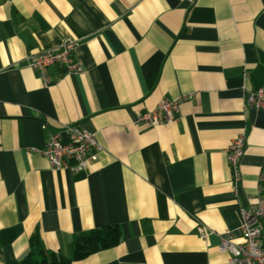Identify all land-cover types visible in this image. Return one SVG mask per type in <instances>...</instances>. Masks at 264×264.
I'll return each mask as SVG.
<instances>
[{
	"label": "crops",
	"instance_id": "obj_1",
	"mask_svg": "<svg viewBox=\"0 0 264 264\" xmlns=\"http://www.w3.org/2000/svg\"><path fill=\"white\" fill-rule=\"evenodd\" d=\"M67 40L82 72L52 67L44 85L31 57ZM257 89L264 0H0V264H18L35 232L71 258L77 236L107 225L119 242L71 264H228L219 235L264 197V109L245 102ZM191 93L176 120L135 123ZM66 123L102 147L76 174L38 151ZM243 132L234 185L227 149Z\"/></svg>",
	"mask_w": 264,
	"mask_h": 264
},
{
	"label": "built area",
	"instance_id": "obj_2",
	"mask_svg": "<svg viewBox=\"0 0 264 264\" xmlns=\"http://www.w3.org/2000/svg\"><path fill=\"white\" fill-rule=\"evenodd\" d=\"M75 47L74 40H67L59 48L45 49L32 56L28 66L38 72L44 85L50 84L49 69L55 66L62 69L59 79L66 73H81L83 66L75 55ZM192 98V93L165 97L152 111L138 115L135 123L151 126L170 123L177 119L180 104ZM245 102L250 107L264 109V89L248 92ZM101 148L93 132L79 123H66L52 133L38 151L47 159L51 169H64L76 174L87 170L89 162L97 157ZM245 148L246 135L243 132L231 141L227 149L234 185L241 178L240 162ZM240 217L238 226L219 235V249L229 253L228 264H264V197L257 195L250 203L241 206ZM197 231L200 237L207 235L202 225L197 227Z\"/></svg>",
	"mask_w": 264,
	"mask_h": 264
},
{
	"label": "trees",
	"instance_id": "obj_3",
	"mask_svg": "<svg viewBox=\"0 0 264 264\" xmlns=\"http://www.w3.org/2000/svg\"><path fill=\"white\" fill-rule=\"evenodd\" d=\"M120 238L121 232L117 225L93 228L86 235L75 238L73 255L69 258L59 252L46 251L39 233L35 232L29 238V252L18 264H71L73 260H80L97 250L116 245Z\"/></svg>",
	"mask_w": 264,
	"mask_h": 264
}]
</instances>
